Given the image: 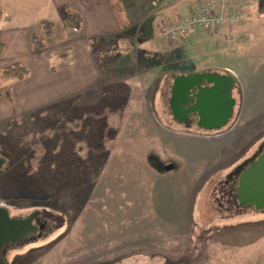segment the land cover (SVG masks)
<instances>
[{"label": "rangeland", "instance_id": "374dc122", "mask_svg": "<svg viewBox=\"0 0 264 264\" xmlns=\"http://www.w3.org/2000/svg\"><path fill=\"white\" fill-rule=\"evenodd\" d=\"M144 1L120 0L134 73L111 70L124 46L109 36L103 53L94 44L102 78L93 90L65 102L67 111L43 110L0 130V204L13 218L38 214L37 230L3 253L7 264H264V209L240 207L232 198L239 176L231 179L264 148V16L256 47L235 62L234 52L250 47V31L235 28L244 11L227 39L222 28L198 29L182 47L157 37L154 47L173 56L157 53L155 66L142 47L147 34L136 31L154 18L153 3L163 9L167 0H147L142 15ZM178 1L185 17L195 12L193 0ZM62 27L47 41L64 38ZM226 64L237 81L229 122L206 129L176 119L175 73ZM9 83L0 79V92Z\"/></svg>", "mask_w": 264, "mask_h": 264}, {"label": "crops", "instance_id": "0c3cea01", "mask_svg": "<svg viewBox=\"0 0 264 264\" xmlns=\"http://www.w3.org/2000/svg\"><path fill=\"white\" fill-rule=\"evenodd\" d=\"M203 1L193 0L188 10L191 11ZM0 2L5 12L0 22V44L3 45V52L0 53V69L16 63L29 69L27 78L12 81L9 97L6 93L0 92V130L2 131L5 126L20 122L25 117L43 110L67 111L65 102L84 96L93 90L102 78L97 49L94 47L95 42L98 45L106 43L105 39L111 36V40L118 39L120 48L124 46L117 51L119 54L115 53L114 61L118 62L119 67L111 70L115 71L119 68L121 72L125 70L133 72L138 68L139 63L131 57V48L126 40L129 26L122 27L111 0H0ZM144 3L146 4L147 0L141 4L142 15H147L146 10L144 11ZM183 4L178 0L168 3L167 0L166 4H163L166 8L162 9L158 8L162 5L161 2L153 3L156 8L154 18L146 17L137 26V33L140 31L147 34L142 42L145 50H165L154 47L159 37V26L164 22L179 23L189 18L180 12L181 8L185 7ZM67 8L70 13L80 16L82 27L80 33L62 27L66 20ZM164 11L167 13L164 14ZM174 13L177 15L176 20L170 17ZM147 20L150 21L147 23ZM43 21L53 22L56 27L64 28L65 36L54 42L50 41L43 49L35 50L32 47L31 35ZM143 22L146 25L142 30ZM132 59L133 63H129ZM207 69L212 68L198 71H207ZM214 70L233 72L227 66L223 69L217 67ZM2 89L5 90V87Z\"/></svg>", "mask_w": 264, "mask_h": 264}, {"label": "water", "instance_id": "95a60500", "mask_svg": "<svg viewBox=\"0 0 264 264\" xmlns=\"http://www.w3.org/2000/svg\"><path fill=\"white\" fill-rule=\"evenodd\" d=\"M236 79L231 74L198 72L181 75L174 79L171 90V109L176 119L187 122L189 114H197L198 125L206 129L224 127L234 114L236 104L233 90ZM191 102L193 104L189 105ZM188 106V107H187ZM244 165H248L239 176L236 195L240 207L253 206L264 209V150ZM241 165V166H244ZM173 165H166L170 170ZM239 169H237V173ZM35 212L27 218H13L7 207H0V264L3 259L2 247L17 243L37 230L33 220L38 221ZM43 228V225L40 226ZM5 252V249H4Z\"/></svg>", "mask_w": 264, "mask_h": 264}, {"label": "trees", "instance_id": "16d2710c", "mask_svg": "<svg viewBox=\"0 0 264 264\" xmlns=\"http://www.w3.org/2000/svg\"><path fill=\"white\" fill-rule=\"evenodd\" d=\"M111 2L113 3V6L115 8V12L117 14V17H118L119 22L121 23L122 27L123 28H127L129 26V23L125 19V13L123 11V8H122V5L120 3V0H111ZM245 5L247 7V8H245L246 9L245 13L247 15L246 17H244L245 22L243 20L242 21L243 22V26H239V24H240L239 23L238 25H236L235 28H236V30L238 32L240 31L241 33H243L244 31H250V32H248V37L250 38V40L253 43H251L250 40H247V41H250L249 43H247L250 47H244L243 48V45H242L241 49H238V51L234 52V54H236V59H230L229 63L231 61L235 62L236 60H238V58H243L244 57V53L246 51L252 53L254 47H256V43H255L256 39L261 36V35L260 36L259 35H255V33H257V24L261 21V18H262L260 16L261 15L264 16V0H258V1H256V0H246V4ZM70 12L71 11L68 8L65 9V13H66L65 14V17H66L65 24L70 29H72L74 27H76L78 29L80 27L78 29V32L80 33L82 31L81 30V22H80L81 18H80V16L78 14H74V13H70ZM4 14H5V12H4V9H3L2 5H1V2H0V22H1L2 18H3V16H4ZM74 15H76V18L74 17ZM239 22H241V20ZM55 27L56 26H55V24L53 22H45V21L41 22L37 26V28L35 30H33L32 35H31V42H32L33 49H35V50L43 49L49 43L47 41V39H46V36L48 38L52 37L53 30H54ZM233 31H234V29L231 26L230 27L229 26H224L222 28V35L224 36V39H227V35L229 37H231V34H232ZM75 32H76V30H75ZM209 32L217 33L215 31H209ZM187 39H184V38L180 39L179 42H180L181 47L186 45V43H188ZM120 41H122V40H120ZM105 44L106 43L99 44L100 53H103L101 51L104 50L102 47H104ZM168 44L169 45H173V44H176V42L173 41V42H169ZM248 48L250 49V51H248L249 50ZM2 52H3V45L0 44V53H2ZM183 52H184V50H183ZM100 53L97 51V58L98 59L101 58V54ZM148 53H150L151 55H147L146 54L147 57L154 61L155 66H158V64L155 63L156 58H157V53L163 55L165 59H171L172 56H173V53L170 52V51H167V50L148 51ZM144 54H145L144 51H140V52H138V57L142 58L144 56ZM229 63H227V64H229ZM99 64H100V62H99ZM227 64H226V66H227ZM214 67H216V66H214ZM198 70H200V69H198ZM198 70H196V71H198ZM171 71L172 70H164V68H163V72H171ZM180 74H184V73H175V75L172 77V79L175 76L180 75ZM28 75H29V69H27L25 66H23L20 63H16V64H13V65H11L9 67L0 69V79L1 80L2 79H9V81H10V83L5 86L6 95L8 97L10 96L12 81L23 80V79L27 78ZM232 198L235 199V202H237L236 201L237 200L236 189L232 193ZM233 199H232V202H233ZM21 241H18V242H21ZM13 244L14 243H9V245H7V244L3 245L2 254L4 253V249L5 250L7 249V251H8L12 246H14ZM9 246H10V248H9Z\"/></svg>", "mask_w": 264, "mask_h": 264}, {"label": "built area", "instance_id": "2783aa9c", "mask_svg": "<svg viewBox=\"0 0 264 264\" xmlns=\"http://www.w3.org/2000/svg\"><path fill=\"white\" fill-rule=\"evenodd\" d=\"M240 2L239 5H242ZM231 10V12H227ZM241 10L234 9L230 0H205L194 14L179 25H163L160 35L175 40L193 33L197 28L213 30L225 24H234L242 18Z\"/></svg>", "mask_w": 264, "mask_h": 264}, {"label": "flooded vegetation", "instance_id": "af4514ba", "mask_svg": "<svg viewBox=\"0 0 264 264\" xmlns=\"http://www.w3.org/2000/svg\"><path fill=\"white\" fill-rule=\"evenodd\" d=\"M191 104H193V102H191L189 105H191ZM187 107H188V106H187ZM198 122H199V117L197 116V114H189L188 121H187L185 124L188 125V126H195V125L198 124ZM261 149L264 150L263 147L260 148L259 153L255 154L253 157L259 155V154L261 153ZM253 157H252V158H253ZM248 161H249L248 163L251 162V160H248ZM244 163H245V162H244ZM244 163H242L241 165H244ZM241 165L237 168V169H239V170H238L239 172L237 173V171H236L235 175L232 176L231 179H235L238 175H240V174L242 173V171H243L244 169H246V168L248 167V165H244V166H241ZM237 179H238V177H237ZM35 220H36V219H35Z\"/></svg>", "mask_w": 264, "mask_h": 264}]
</instances>
